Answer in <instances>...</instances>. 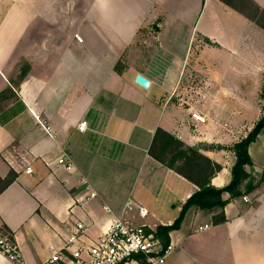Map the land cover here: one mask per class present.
Segmentation results:
<instances>
[{
	"label": "crops",
	"instance_id": "0c3cea01",
	"mask_svg": "<svg viewBox=\"0 0 264 264\" xmlns=\"http://www.w3.org/2000/svg\"><path fill=\"white\" fill-rule=\"evenodd\" d=\"M179 39L187 42L182 53ZM209 45L229 58L228 82L198 64ZM20 62L30 70L0 115V178L17 175L0 195V233L11 232L21 260L0 252V264H47L49 247L76 223L98 238L118 218L152 232L178 219L198 188L150 155L158 130L221 167L212 187L231 183L228 149L264 112V0H0V93L20 78ZM138 75L148 89L136 84ZM189 75L197 80L184 82ZM62 152L73 171L55 164ZM249 154V174L264 183V130ZM84 179L97 197L82 203ZM223 200L224 224L213 225L215 212H187L169 234L165 264H264V187Z\"/></svg>",
	"mask_w": 264,
	"mask_h": 264
},
{
	"label": "trees",
	"instance_id": "16d2710c",
	"mask_svg": "<svg viewBox=\"0 0 264 264\" xmlns=\"http://www.w3.org/2000/svg\"><path fill=\"white\" fill-rule=\"evenodd\" d=\"M120 68L121 64H118L117 70ZM17 70L20 72V78L18 80H11V88L0 93V115L5 112L12 101L18 100L16 92L19 89L21 81H23L30 70V66L27 62H20L17 65ZM260 98L264 101V86ZM263 130L264 112L246 138L228 149V151L233 153L235 158L232 168V181L228 186L221 189L211 186V179L221 169L219 165L204 157L200 153L199 148L188 147L162 130L156 132L149 151L150 155L198 188V191L182 207L178 219L171 226L158 227L153 233L154 238L160 241L163 248L169 246V234L180 229L187 212L191 208H197L207 213L215 212L216 215L212 218L213 225L224 224L226 222L224 209L229 203V200H223L224 195H229L230 199L242 196L255 197L263 189V179H255L248 172L253 165L249 154L250 145L256 141ZM16 178L17 175L13 172L5 179L0 178V195ZM1 234L13 239L11 232L6 227L1 229Z\"/></svg>",
	"mask_w": 264,
	"mask_h": 264
},
{
	"label": "built area",
	"instance_id": "2783aa9c",
	"mask_svg": "<svg viewBox=\"0 0 264 264\" xmlns=\"http://www.w3.org/2000/svg\"><path fill=\"white\" fill-rule=\"evenodd\" d=\"M76 40L83 43V39L76 35ZM196 122L205 123V118L194 114ZM87 129V122L80 123L78 130L84 132ZM45 131L52 136L49 127ZM55 164L67 171L74 170L70 156L64 152L57 158ZM51 167L52 164H46ZM28 168L26 172L31 173ZM81 184L85 189V197L79 198L78 202H88L97 197L91 184L82 180ZM245 202H250L246 197ZM251 203V202H250ZM106 212L110 210L105 208ZM142 217L147 215L144 209L140 212ZM210 226H202L198 230H208ZM147 226H134L121 218L116 219L108 231L98 238H91L88 228L82 223H76L71 234L59 245L49 247L50 257L47 264H133L137 257L142 258L147 264H165L166 259L173 252L169 245L163 248L159 240L154 238ZM0 252L9 261L19 263L21 254L13 239L0 233Z\"/></svg>",
	"mask_w": 264,
	"mask_h": 264
},
{
	"label": "rangeland",
	"instance_id": "374dc122",
	"mask_svg": "<svg viewBox=\"0 0 264 264\" xmlns=\"http://www.w3.org/2000/svg\"><path fill=\"white\" fill-rule=\"evenodd\" d=\"M237 7L239 9H243V7H241V5H238L237 4ZM244 11V10H243ZM255 17H256V13H255ZM184 43L186 45L187 42L184 41V39H179L177 41V44H178V48L175 49V52L177 53H182V51L178 50L179 47L183 48L184 46ZM209 43V42H208ZM198 41L197 39L194 41L191 42V45H190V52H189V59L191 60L190 61V64L195 60L196 58V54L198 53V50H197V47H198ZM199 58L197 59L198 61V64L201 65V67H203L205 69V72H209L210 74H212V76H216V75H223V80L225 81H229L230 80V74L225 72V69L224 67H226L228 65V62L227 60L229 58L227 57H222V56H219L217 51L215 50V47L214 46H206L204 47V49H202L200 51V55L198 56ZM221 70V71H220ZM219 71L221 72L219 74ZM226 76V77H225ZM188 78H183V81L185 82H193V81H196L197 78H194L191 77L190 75L187 76ZM199 80V79H198ZM200 81H203V79H200ZM184 91V90H183ZM191 92L193 90H190ZM185 92V91H184ZM262 92V91H261ZM261 96V94H260ZM196 114V113H193L192 114V119L195 121V119L193 118V115ZM198 115V114H196ZM201 116V115H199ZM202 117V116H201Z\"/></svg>",
	"mask_w": 264,
	"mask_h": 264
},
{
	"label": "water",
	"instance_id": "95a60500",
	"mask_svg": "<svg viewBox=\"0 0 264 264\" xmlns=\"http://www.w3.org/2000/svg\"><path fill=\"white\" fill-rule=\"evenodd\" d=\"M135 82L137 85H139L140 87H142L143 89H148L150 86V81L147 80L145 77H143L142 75H138L135 79Z\"/></svg>",
	"mask_w": 264,
	"mask_h": 264
}]
</instances>
